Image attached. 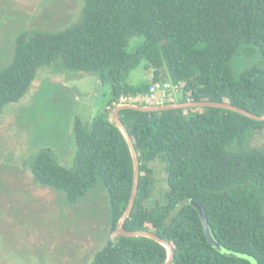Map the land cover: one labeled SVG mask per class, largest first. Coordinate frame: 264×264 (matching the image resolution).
<instances>
[{
  "label": "trees",
  "instance_id": "obj_1",
  "mask_svg": "<svg viewBox=\"0 0 264 264\" xmlns=\"http://www.w3.org/2000/svg\"><path fill=\"white\" fill-rule=\"evenodd\" d=\"M135 37L143 40L130 49ZM242 46L264 53V0H85L78 23L17 36L14 58L0 70V119L7 105L27 95L45 65L60 63L112 85L111 101L104 102L90 125L77 117L73 168L62 166L50 146L29 163L38 182L64 192L72 204L104 184L116 236L92 264H164L169 257L162 243L117 231L135 179L130 146L111 116L120 98L146 94L151 83L170 81L180 86V102H229L264 115V69L237 75L231 65ZM144 62V71L132 79ZM147 71L149 79L143 75ZM120 117L141 171L124 227L153 231L168 241L175 251L171 264H253L210 242L201 213L191 203L196 201L220 244L264 264V149L245 146L264 130V121L211 106L121 109ZM156 160L166 163L168 188L165 204L150 207L155 184L150 163Z\"/></svg>",
  "mask_w": 264,
  "mask_h": 264
},
{
  "label": "rangeland",
  "instance_id": "obj_2",
  "mask_svg": "<svg viewBox=\"0 0 264 264\" xmlns=\"http://www.w3.org/2000/svg\"><path fill=\"white\" fill-rule=\"evenodd\" d=\"M84 6L85 0H0V70L13 60L19 34L66 29L81 20ZM142 40L132 38L129 48ZM247 47L253 50L248 52ZM145 65L133 72L132 79ZM231 65L237 75L264 69V53L259 47L242 46ZM143 75L152 77L149 71ZM111 99V83L53 63L39 69L21 101L4 108L0 119V264H92L96 253L116 236L103 183L72 204L64 192L38 182L29 164L36 153L50 146L62 166L73 168L77 117L90 125ZM245 146L264 149V130L253 134ZM150 165L155 184L147 204L157 207L166 202V163L156 160Z\"/></svg>",
  "mask_w": 264,
  "mask_h": 264
},
{
  "label": "water",
  "instance_id": "obj_3",
  "mask_svg": "<svg viewBox=\"0 0 264 264\" xmlns=\"http://www.w3.org/2000/svg\"><path fill=\"white\" fill-rule=\"evenodd\" d=\"M208 106L231 109L239 113H242L250 118H253L259 121H264V115H258L240 106L233 105L232 103H229V102H221V101H186V102L169 103L165 105H142L138 103H123V104L117 105L113 111V120L117 123L119 128L122 130V132L124 133L128 141V144L132 152V156L134 160V167H135V179H134L133 192L131 195L130 202L126 208V211L117 225V231L119 234L128 236V237H139V236L149 237L165 245L169 250V257L164 264H171L174 258V253H175L173 246L168 241H166L165 239H163L161 236H159L157 233L153 231H147V230L130 231L124 227L126 220L130 216L135 206V202H136L138 190H139L141 171H140V159H139L138 151L135 147L133 138L131 137L129 131L127 130L125 124L123 123L120 117V110L121 109H137V110L148 111V112H156V111H163V110H169V109H178V108H187V107H208ZM193 203L199 209L201 213L202 219L205 223L206 233H207V236L210 242L219 251L229 256L244 257V258L250 259L253 264H258L257 260L254 257L247 255V254H243L240 252L230 250L226 248L225 246H223L222 244H220L211 232V228L209 226L208 219L204 213L203 207L201 206L200 203L196 201H193Z\"/></svg>",
  "mask_w": 264,
  "mask_h": 264
},
{
  "label": "built area",
  "instance_id": "obj_4",
  "mask_svg": "<svg viewBox=\"0 0 264 264\" xmlns=\"http://www.w3.org/2000/svg\"><path fill=\"white\" fill-rule=\"evenodd\" d=\"M180 93V86L178 84L170 81H157L151 83L149 91L146 94L123 96L117 104L142 102L146 105H165L176 103Z\"/></svg>",
  "mask_w": 264,
  "mask_h": 264
}]
</instances>
